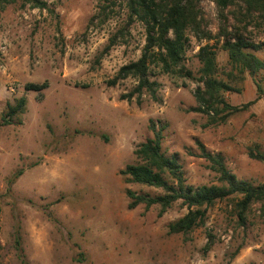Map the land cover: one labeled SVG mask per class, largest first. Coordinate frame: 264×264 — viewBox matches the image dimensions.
<instances>
[{
    "label": "rangeland",
    "instance_id": "1",
    "mask_svg": "<svg viewBox=\"0 0 264 264\" xmlns=\"http://www.w3.org/2000/svg\"><path fill=\"white\" fill-rule=\"evenodd\" d=\"M44 1L48 8L39 10L17 0L0 17V122L9 103L28 101L22 125L0 127V264H264V203L252 206L243 225L235 199L218 202L203 227L172 235L168 225L187 210L177 204L163 217L159 207L130 210L128 189L161 191L127 185L120 176L137 163L134 151L151 136L155 120L168 126L163 151L179 160L187 185H221L197 156V141L222 154L240 180L264 183V163L249 155L264 153V83L262 98L219 125L191 111L196 80L154 65L151 80L160 84V100H122L136 81L109 83L141 57L143 25L124 31L128 11L121 0H114L108 19L93 24L106 0ZM200 6L216 35L221 20L215 0ZM251 32L264 42V30ZM116 35L118 44L106 50ZM187 36L184 64L194 77L202 47H211L226 68L222 40H200L191 31ZM45 82L42 94L26 90ZM238 87L240 93L226 94L231 105L257 99L250 77Z\"/></svg>",
    "mask_w": 264,
    "mask_h": 264
},
{
    "label": "trees",
    "instance_id": "2",
    "mask_svg": "<svg viewBox=\"0 0 264 264\" xmlns=\"http://www.w3.org/2000/svg\"><path fill=\"white\" fill-rule=\"evenodd\" d=\"M17 0H0L2 13ZM128 11V22L124 31L135 22L143 25L146 43L141 57L124 65L116 77L109 83L116 86L128 79L136 81L135 87L122 100L140 102L144 95L159 101L160 84L151 80L152 65L160 67L167 75L183 74L196 80L195 92L197 106L191 111L207 115L212 125L224 124L228 118L249 110L262 98L264 83V42L258 43L249 35L252 30H264V0H215L221 25L216 35L208 29V22L202 13V0H121ZM24 6L45 10L48 3L44 0H22ZM116 5L114 0L100 4L96 20L108 19V10ZM230 16L232 19L230 20ZM232 22V23H231ZM191 31L200 40H222V49L228 54V63L224 70L219 67L217 53L209 46L202 47L197 56L201 65L197 76L186 69L184 61L188 47L187 33ZM123 30L120 35H123ZM249 34V35H248ZM119 35L110 39L106 50L118 44ZM250 77L258 88L256 100L240 105H231L226 94L240 93L238 87ZM48 83L26 85L27 91L42 94ZM27 98L22 97L15 104H8L1 119L0 127L22 125L27 110ZM168 126L150 120L151 136L137 146L134 156L136 164L127 165L120 171L127 185H141L160 193L138 194L130 189L126 191L128 208L134 210L144 206L148 211L159 207V217H163L175 205L187 210V213L168 225L172 235H189L205 225L207 214L218 202L236 200V210L240 222L245 225L247 214L256 203H264V183L254 185L240 180L228 168L222 154H214L197 141V156L210 164L211 170L218 176L221 185L193 187L187 185L183 167L175 157H169L163 151L165 132ZM250 157L264 163V153L251 150ZM22 173L14 176L17 180Z\"/></svg>",
    "mask_w": 264,
    "mask_h": 264
}]
</instances>
